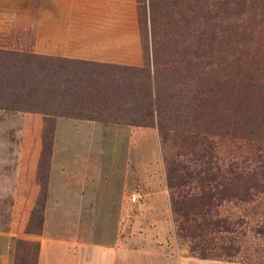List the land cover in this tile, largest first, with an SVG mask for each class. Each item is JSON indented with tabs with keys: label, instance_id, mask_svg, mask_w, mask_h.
I'll return each instance as SVG.
<instances>
[{
	"label": "rangeland",
	"instance_id": "374dc122",
	"mask_svg": "<svg viewBox=\"0 0 264 264\" xmlns=\"http://www.w3.org/2000/svg\"><path fill=\"white\" fill-rule=\"evenodd\" d=\"M224 1L215 0L221 7L216 39L227 61L222 74L235 71L234 81L191 109L204 60L191 55V36L188 55L159 46L155 62L149 0H0L1 48L144 65L149 72L151 124L100 121L91 134L117 138V160L105 167L117 170L119 184L125 172L124 264H264V0H242L239 7ZM134 80L144 84L146 78ZM157 82L162 111L156 108ZM24 114L0 109V264H37L39 228L25 230V224L32 204L45 207L46 191L43 198L38 188L46 181L47 189L55 121L56 140L72 122L88 124L66 116L33 124ZM228 114L236 125L219 122ZM20 171L30 178L21 180Z\"/></svg>",
	"mask_w": 264,
	"mask_h": 264
},
{
	"label": "trees",
	"instance_id": "16d2710c",
	"mask_svg": "<svg viewBox=\"0 0 264 264\" xmlns=\"http://www.w3.org/2000/svg\"><path fill=\"white\" fill-rule=\"evenodd\" d=\"M242 2L225 0L224 4L239 7ZM149 12L155 62L160 61L159 46L181 48L185 57L188 55L185 52L186 42L194 36L196 45L191 55L204 60L206 68L201 75V87L195 88L191 94V109L201 105L208 96L219 94L234 81L235 71L222 74L227 61L221 55L216 39V16L221 7L215 0H149ZM175 53L179 56V52ZM241 57L242 54H239L235 62ZM141 76L146 78L144 84H135L134 79ZM149 76L144 65L95 62L0 47V109L24 112L25 119L32 120L33 124H50L55 116L121 124H151ZM155 79L159 80L158 77ZM158 87L157 82L155 102L157 110L162 111L165 99ZM231 117L230 114L221 116L219 122L225 127L236 125ZM45 132H41L43 137ZM42 148L39 144L35 155L37 181L42 170ZM46 151L50 155L51 146ZM19 178L28 180L30 173L20 171ZM44 186L39 184L38 188L40 191L43 189V198L46 181ZM19 192L24 199L23 192ZM33 205L25 230L37 225L40 233L44 204Z\"/></svg>",
	"mask_w": 264,
	"mask_h": 264
},
{
	"label": "crops",
	"instance_id": "0c3cea01",
	"mask_svg": "<svg viewBox=\"0 0 264 264\" xmlns=\"http://www.w3.org/2000/svg\"><path fill=\"white\" fill-rule=\"evenodd\" d=\"M77 121L88 124L72 122L57 140L55 121L37 264H124L125 172L119 184L117 170L105 167L117 160V138L91 137L100 121Z\"/></svg>",
	"mask_w": 264,
	"mask_h": 264
},
{
	"label": "built area",
	"instance_id": "2783aa9c",
	"mask_svg": "<svg viewBox=\"0 0 264 264\" xmlns=\"http://www.w3.org/2000/svg\"><path fill=\"white\" fill-rule=\"evenodd\" d=\"M136 200V196L135 195H131L130 196V201L134 202Z\"/></svg>",
	"mask_w": 264,
	"mask_h": 264
}]
</instances>
